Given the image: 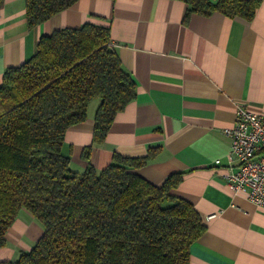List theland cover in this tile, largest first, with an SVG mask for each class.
I'll return each instance as SVG.
<instances>
[{
	"label": "crops",
	"instance_id": "crops-1",
	"mask_svg": "<svg viewBox=\"0 0 264 264\" xmlns=\"http://www.w3.org/2000/svg\"><path fill=\"white\" fill-rule=\"evenodd\" d=\"M186 9L179 0H78L28 28L25 0H2L0 85L7 68L37 52L41 36L84 24L108 28L136 96L99 145H92L96 110L67 129L63 152L71 167L101 171L114 154L143 158L151 151L133 172L155 186L182 173L170 194L190 202L206 228L189 248V264H264V208L224 178L230 149L224 131L234 125L236 108L264 114V0L250 22L219 12L186 17ZM42 232L21 211L6 233L0 262L31 250Z\"/></svg>",
	"mask_w": 264,
	"mask_h": 264
},
{
	"label": "trees",
	"instance_id": "trees-1",
	"mask_svg": "<svg viewBox=\"0 0 264 264\" xmlns=\"http://www.w3.org/2000/svg\"><path fill=\"white\" fill-rule=\"evenodd\" d=\"M78 0H25L28 28ZM190 14L250 22L260 0H179ZM2 0H0V7ZM136 83L110 45L106 27L84 24L43 35L37 52L5 70L0 85V248L21 211L43 232L31 250L0 264H189L206 228L194 206L170 194L182 173L155 186L133 171L148 158L113 155L101 171L78 173L64 152L68 128L94 98L92 145L101 144ZM90 147L83 152L88 158Z\"/></svg>",
	"mask_w": 264,
	"mask_h": 264
},
{
	"label": "built area",
	"instance_id": "built-area-1",
	"mask_svg": "<svg viewBox=\"0 0 264 264\" xmlns=\"http://www.w3.org/2000/svg\"><path fill=\"white\" fill-rule=\"evenodd\" d=\"M224 133L230 139L224 174L227 184L243 192L256 207L264 208V114L238 106L234 125Z\"/></svg>",
	"mask_w": 264,
	"mask_h": 264
},
{
	"label": "rangeland",
	"instance_id": "rangeland-1",
	"mask_svg": "<svg viewBox=\"0 0 264 264\" xmlns=\"http://www.w3.org/2000/svg\"><path fill=\"white\" fill-rule=\"evenodd\" d=\"M97 103V105H96ZM99 104V99L94 98L92 101H90V104L87 107V111L96 110Z\"/></svg>",
	"mask_w": 264,
	"mask_h": 264
}]
</instances>
